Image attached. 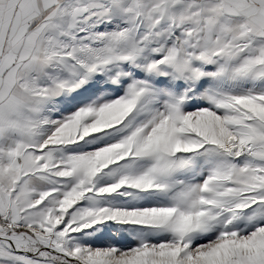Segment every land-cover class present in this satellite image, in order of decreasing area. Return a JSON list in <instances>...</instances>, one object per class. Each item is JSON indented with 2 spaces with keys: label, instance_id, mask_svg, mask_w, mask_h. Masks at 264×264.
<instances>
[{
  "label": "snow or ice",
  "instance_id": "6c2138e0",
  "mask_svg": "<svg viewBox=\"0 0 264 264\" xmlns=\"http://www.w3.org/2000/svg\"><path fill=\"white\" fill-rule=\"evenodd\" d=\"M0 264H264V0H0Z\"/></svg>",
  "mask_w": 264,
  "mask_h": 264
}]
</instances>
